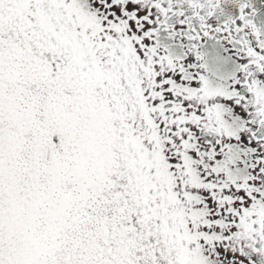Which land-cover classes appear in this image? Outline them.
<instances>
[{
	"label": "snow or ice",
	"instance_id": "6c2138e0",
	"mask_svg": "<svg viewBox=\"0 0 264 264\" xmlns=\"http://www.w3.org/2000/svg\"><path fill=\"white\" fill-rule=\"evenodd\" d=\"M0 264H264V0H0Z\"/></svg>",
	"mask_w": 264,
	"mask_h": 264
}]
</instances>
